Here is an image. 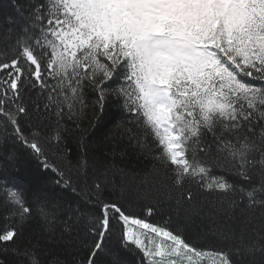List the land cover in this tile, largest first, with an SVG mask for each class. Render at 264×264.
<instances>
[{
    "label": "snow or ice",
    "instance_id": "obj_1",
    "mask_svg": "<svg viewBox=\"0 0 264 264\" xmlns=\"http://www.w3.org/2000/svg\"><path fill=\"white\" fill-rule=\"evenodd\" d=\"M0 57V264H41L37 244L17 242L34 214L51 227V194L36 182L51 171L56 184L71 185L50 158L70 165L64 123L81 129L83 119L109 128L116 143L129 141L150 165L142 175L119 167L99 173L94 191L85 176L82 203L69 205L64 221L68 233L84 225L81 264H101L105 255L108 264H128L134 249L139 264H182L185 256L192 264L207 252L218 257L214 264H264V231L233 248L197 246L170 226L179 221L158 206L159 189L144 187L162 175L169 196L180 193L179 207L193 199L194 185L227 209L264 213V0H36L19 31L0 35ZM8 141L36 162L34 177ZM28 183L35 186L25 190ZM117 184L124 203L104 199ZM117 223L119 249L112 250L106 238Z\"/></svg>",
    "mask_w": 264,
    "mask_h": 264
},
{
    "label": "trees",
    "instance_id": "obj_2",
    "mask_svg": "<svg viewBox=\"0 0 264 264\" xmlns=\"http://www.w3.org/2000/svg\"><path fill=\"white\" fill-rule=\"evenodd\" d=\"M35 2L36 0H0V35L9 28L19 31L25 22L30 5ZM17 8H22L24 10L23 14L18 13ZM9 17L15 21L14 24L9 25L6 23ZM3 75L4 72H0V76ZM108 113L109 118H111L116 114V109H109ZM64 127L69 130L66 135L68 144L73 150L70 165L66 166L65 161L60 157L50 158V163L63 171L65 178L71 177V185L64 188L56 184L55 181L60 177L55 172L49 171L42 174L36 183L51 194L48 209L49 219L52 222L51 227L43 223L38 215L34 214L24 237L17 242L22 249L30 247L32 243L37 244L41 253L39 257L41 264H81L86 258L85 254L88 249L77 237V231H79L80 237L85 236V232L81 230L84 225L81 224L80 229L74 228L71 233L64 231V221L69 205L75 208L82 203L79 193L84 188L85 176L88 177V189L86 190L94 191L92 181L99 173L119 167L128 171L129 176L132 175L131 169H135L142 175L144 168L150 165L149 161H145L142 156H138L129 141L114 142L111 139L109 128L104 125L98 124L93 127L89 125L87 119H83L81 129H74L72 120H66ZM13 147L21 152L25 175L34 177L38 172L36 162L31 160L24 150L19 149L18 145L13 146L12 142L8 141L7 149L12 150ZM3 155L4 152H0V156ZM80 164H83L84 168L77 173L76 168ZM69 168H71V171H69ZM9 175H15V173L10 169ZM166 183L164 177L158 175L153 179L151 186L145 184L144 187L145 189L151 188L153 192L159 189L158 206L165 212H171L174 221H179L178 224L173 223L170 226L173 228L179 227V230L186 233L193 244L224 250L233 248L241 242L247 243L260 239L261 232L264 231V223L261 221L264 213H251L242 207L227 209L224 201L216 200L213 195L201 192L194 185L189 186L193 192V199L184 201V206L179 207L176 200L180 193L172 192L169 196L164 186ZM34 186V183H28L24 187L25 190H30ZM73 187L76 192L72 191ZM123 196L124 191L119 184L109 185L104 199L124 203ZM29 203L32 204L35 213V200L30 199ZM125 206L130 213L140 215L151 223H163L158 215H143L140 208L135 204H126ZM192 209H195V211H192ZM186 213L187 215H185ZM228 215L233 218L231 220L227 219ZM188 217H191V219H188ZM0 223H2V214H0ZM120 230L121 225L117 223L112 238L110 240L106 238V242L112 250L119 249ZM228 231L234 232L235 236L225 237L224 233ZM89 243H91L90 240ZM141 257L142 253L138 249L125 254L128 264H139ZM108 260L107 255L100 258L101 264H108ZM217 260L218 257L212 252H207L203 258L193 256L192 264H214V261ZM182 264H188V256L182 258Z\"/></svg>",
    "mask_w": 264,
    "mask_h": 264
},
{
    "label": "rangeland",
    "instance_id": "obj_3",
    "mask_svg": "<svg viewBox=\"0 0 264 264\" xmlns=\"http://www.w3.org/2000/svg\"><path fill=\"white\" fill-rule=\"evenodd\" d=\"M139 231V229H137Z\"/></svg>",
    "mask_w": 264,
    "mask_h": 264
}]
</instances>
